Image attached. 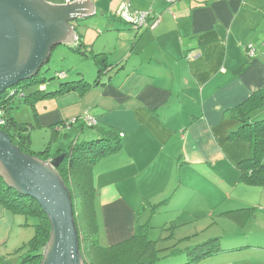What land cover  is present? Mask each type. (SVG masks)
Segmentation results:
<instances>
[{
  "label": "crops",
  "instance_id": "crops-1",
  "mask_svg": "<svg viewBox=\"0 0 264 264\" xmlns=\"http://www.w3.org/2000/svg\"><path fill=\"white\" fill-rule=\"evenodd\" d=\"M92 5L93 13H82L69 23L83 49L103 52L112 69L103 74L101 83L36 99L34 107L35 125L45 131L49 127L54 134L69 129L77 138L72 142L97 138L104 129L119 134L120 149L92 165L98 236L106 240L104 246L131 237L137 223L144 222L146 209L156 212L168 194L184 185L183 192L191 189L195 207L206 206L243 227L260 217L254 227L264 230V184L240 179L237 164L249 156V144L234 132L239 123L230 113L251 94L264 95V50L248 52L250 45L264 42V0H135L136 9L159 16L157 25L136 30L129 24L106 22L100 32L113 30L114 39L97 47L77 28L82 19L97 15L98 0ZM75 42L57 45L73 49ZM72 68L69 78H84L80 66ZM55 85L51 83L50 90ZM85 111L97 120L89 132H84L79 119ZM14 117L32 122L18 119L17 112ZM70 118L81 124L73 127L76 120L65 128L64 121ZM60 146L64 145L58 140L55 150ZM188 174L195 181L192 185L183 183ZM242 208L246 210L238 221L225 213ZM21 215L0 204V264H12L3 254L26 240ZM202 215L203 211L190 213L195 219L189 222L198 224ZM195 230L203 234L206 229L202 225ZM219 244L228 254L201 260L224 261L234 253L242 254L245 262L264 259L263 231L243 232L223 244L219 239Z\"/></svg>",
  "mask_w": 264,
  "mask_h": 264
},
{
  "label": "trees",
  "instance_id": "trees-1",
  "mask_svg": "<svg viewBox=\"0 0 264 264\" xmlns=\"http://www.w3.org/2000/svg\"><path fill=\"white\" fill-rule=\"evenodd\" d=\"M71 47L93 59L96 66L93 81L80 76L78 79L57 81L53 89L47 90V85L51 82L44 84L45 78L40 76L39 70L36 75L21 80L0 93V116L4 120L0 124V129L8 134L11 142L17 145L23 153L43 160L63 155L56 169L70 193L72 214L78 236V249L84 264H153L150 262L156 259L155 254L152 253L156 249V241L149 239L144 230L147 223L145 225L137 223L135 233L119 243L109 246H102L98 243L99 225L95 210L92 165L95 161L120 149L119 134L112 129H104L103 134L97 138L72 142L68 150L57 149L51 154L49 148L37 151L31 149L30 129L33 123L18 121L14 117L13 107L20 103H27L34 107V100L39 98L70 90L84 91L92 85L101 83L100 78L103 74L112 69V66L107 65L103 52L83 49L84 45L80 40H76ZM58 72H55L54 76L63 78L58 76ZM263 104L264 95L257 92L251 94L230 112L239 123L234 132L248 141L250 151L249 156L237 164L239 176L243 182L254 185L264 184V118L250 120L249 113ZM0 204L13 213L36 218L33 236L15 252L19 256L18 264H41L43 251L51 231L47 215L34 198L9 186L1 176ZM244 210L246 208L225 213L229 218L238 221V218L244 215ZM187 249L189 253L193 250L199 251L196 255L198 260L223 250L218 237L208 238ZM150 256L153 257L149 259Z\"/></svg>",
  "mask_w": 264,
  "mask_h": 264
},
{
  "label": "water",
  "instance_id": "water-1",
  "mask_svg": "<svg viewBox=\"0 0 264 264\" xmlns=\"http://www.w3.org/2000/svg\"><path fill=\"white\" fill-rule=\"evenodd\" d=\"M85 7L87 11L81 10ZM93 12L92 0L67 4L0 0V93L36 75L55 45L75 42L69 22ZM62 156L49 163L23 153L0 129V176L9 186L34 198L50 221L41 264H84L70 193L56 169Z\"/></svg>",
  "mask_w": 264,
  "mask_h": 264
},
{
  "label": "rangeland",
  "instance_id": "rangeland-1",
  "mask_svg": "<svg viewBox=\"0 0 264 264\" xmlns=\"http://www.w3.org/2000/svg\"><path fill=\"white\" fill-rule=\"evenodd\" d=\"M120 2L125 5L124 8L120 9L122 13L121 16L117 15V11L122 4H120L119 6L116 5L115 8L113 7L115 4H118ZM97 6L99 7L97 15L88 16L87 18L82 19L77 23V28L80 30V33L85 37V39L89 41L93 40V45L95 47L103 43L107 38H110V40L114 39V33L110 32L113 30H109L108 32V30L105 29L104 32H102V30L100 32V29H104V27L106 26V22L110 25L117 22L128 25V21H125L126 23L122 21L125 20L124 16H130L135 10H140L135 8V0H132L131 2L130 0H98ZM127 10H129V12ZM119 17L121 20L119 19ZM129 26L131 29H133L131 24H129ZM75 66L81 67V69L85 73L84 78L86 80L89 79L88 81H92L94 79L93 75H95L94 71L96 70V66L90 56H86L85 54H82L81 52H78L75 49L68 47L67 45H56L51 52V56L48 62L41 66L40 76L45 78L44 84L51 82L53 86V84H55V82L57 81L59 82L64 80H72L71 78H69V72L71 69H73L72 67ZM58 71L65 72L66 76L63 78L55 77L54 74ZM79 77L80 76H77V78L74 79H78ZM51 83L48 84L47 90L50 89ZM13 111L14 113L17 112L18 119H30L33 123L30 129L31 149L37 151L49 148L50 153L52 154L56 152L55 149L57 147L58 140L63 143L64 146H60L63 150H68L72 140H77V138L74 137L75 135L73 134V132L69 133V129L64 130L62 134L54 135L53 131L49 127L47 128L48 131H45L38 125H35V107H32L29 104L23 105L20 103L18 104V106L13 107ZM255 116L257 117L256 119L264 118V104L249 113V119H252ZM75 123L76 124H74L73 127H75L77 123L81 124V120L77 119V122ZM64 126L65 128H68V125ZM93 127L88 126L84 123V121H82L81 128H84V132L94 130L92 129ZM63 133H67L68 136L64 135ZM82 139L83 137L78 141H82ZM185 182L188 185H192L193 183H195V181L192 180L189 174L186 176V180L185 175L183 176V183ZM185 186L187 185L179 187L174 194L175 196L173 194H168V199L160 207H158V210L156 212L152 213V211L150 210L151 208H148L146 209V214L144 213L145 216L143 215L145 220L143 222L142 219L141 224L145 225L148 221V237L149 239L156 241V249H154V251L152 252L155 254L156 259L155 261H152L150 263L248 264L251 262L252 264H264V259H262L261 261L253 259L250 262L246 261V263L245 261H243L242 254L234 253L227 255V259L224 261H222V258H214L211 261H204L198 260L196 258V255L199 253V251L193 250V252L189 253V250L187 249L188 247H193L195 244L204 242L208 237L219 236L218 240L221 239L223 244L229 239L239 238L240 234H243V232L257 233L259 231H263L264 234V230L259 227H254L255 222L259 223L260 217L247 221V223L244 224L245 227H243V225H239L234 223L233 221L230 222L226 219H223L224 216L218 215V211H216L215 213H211L210 209L206 206L202 208L197 205L198 208L195 207V205L193 204L194 200H192L190 197L191 189L188 188L185 190V192H183ZM172 196H174L173 199H171ZM199 203L200 202L198 200L197 204ZM195 211H197L198 213L199 211H203L202 217L200 216V219H198V224L189 222L191 218L190 213ZM21 217L23 219L22 223L24 224V226H26V236L24 237L26 239L25 241L27 242L28 239H30L34 234V224L36 223V218L25 215H21ZM213 220H216L215 225L213 223ZM99 223L100 222H98V225ZM202 225H204L205 229L208 230L203 231V234H195V228ZM98 243L102 246L107 244L102 235L101 237L100 235L98 236ZM21 245H23V243ZM223 247L224 246H222V248ZM15 250L16 248L14 249V251H10V254H3L4 257H9L10 262H13L12 264H17L16 262L19 259V256L17 257ZM226 252L227 251L219 250V252H217L219 254L217 255V253H215L214 255L224 256L225 254H228ZM152 257L153 256H150L149 259H151Z\"/></svg>",
  "mask_w": 264,
  "mask_h": 264
},
{
  "label": "built area",
  "instance_id": "built-area-1",
  "mask_svg": "<svg viewBox=\"0 0 264 264\" xmlns=\"http://www.w3.org/2000/svg\"><path fill=\"white\" fill-rule=\"evenodd\" d=\"M47 1H49L51 3H57V4H67V3H72L73 1H78V0H47ZM165 1L168 3H173L177 0H165ZM124 7H125L124 4H122L119 7V10L117 11V15H119V16L122 15L120 9H122ZM127 11L129 12V10H127ZM124 19H125L124 21H128V23L132 25V28H134L136 30H142V29L154 28L159 21V16L152 14V12L150 10H135L130 16L125 15ZM257 48L264 50V42H262L260 44V46H258V47L250 45L248 48L249 55H253ZM58 76L64 77L65 73L64 72H58ZM0 115H1V111H0ZM79 118H81L82 121H84V123L87 124L88 126L97 125L96 118L92 117L86 111L83 112L79 116ZM77 119L78 118H70V119L64 121L63 125H70V124L74 123ZM3 122H4V120L0 116V124H2ZM59 128H60V126H57V129H59ZM46 161L50 163L52 161V158H48Z\"/></svg>",
  "mask_w": 264,
  "mask_h": 264
}]
</instances>
